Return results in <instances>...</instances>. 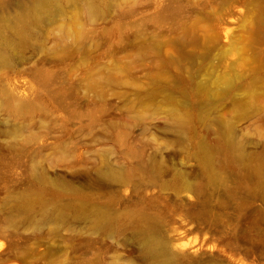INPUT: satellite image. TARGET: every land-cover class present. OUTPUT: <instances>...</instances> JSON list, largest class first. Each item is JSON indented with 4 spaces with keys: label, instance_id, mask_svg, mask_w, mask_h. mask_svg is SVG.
<instances>
[{
    "label": "rangeland",
    "instance_id": "1",
    "mask_svg": "<svg viewBox=\"0 0 264 264\" xmlns=\"http://www.w3.org/2000/svg\"><path fill=\"white\" fill-rule=\"evenodd\" d=\"M37 1L0 0V264H264V0Z\"/></svg>",
    "mask_w": 264,
    "mask_h": 264
},
{
    "label": "bare ground",
    "instance_id": "2",
    "mask_svg": "<svg viewBox=\"0 0 264 264\" xmlns=\"http://www.w3.org/2000/svg\"><path fill=\"white\" fill-rule=\"evenodd\" d=\"M48 1L47 0H38L37 1V5H36V11H40L42 9H46V8H49L47 7L48 6ZM145 252L150 255L151 257L155 258V259H159L161 257H163L162 254H158L154 251V249L152 248V246L150 244L146 245L145 248H144Z\"/></svg>",
    "mask_w": 264,
    "mask_h": 264
}]
</instances>
